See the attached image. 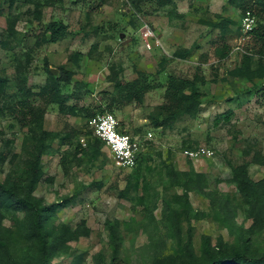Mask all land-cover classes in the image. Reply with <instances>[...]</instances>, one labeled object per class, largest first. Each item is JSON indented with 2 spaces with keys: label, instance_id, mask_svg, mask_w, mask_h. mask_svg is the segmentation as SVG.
<instances>
[{
  "label": "rangeland",
  "instance_id": "1",
  "mask_svg": "<svg viewBox=\"0 0 264 264\" xmlns=\"http://www.w3.org/2000/svg\"><path fill=\"white\" fill-rule=\"evenodd\" d=\"M242 17L243 10L229 0L0 1V75L9 79L0 102V178L12 174L25 154L29 130L8 110L25 97L45 109V129L59 134L42 159L52 181L42 182L36 194L49 203L68 199L58 207L55 224L80 234L52 264H166L175 242L168 233L165 200L183 189L169 184L165 163L178 170L193 166L204 172L211 189L230 194L233 204L241 197L235 183L228 181L232 164L251 162L252 177L264 178V165L252 163L256 151L264 155V82L230 75L245 53L258 60L259 45L243 32ZM11 19L15 20L13 31ZM228 19L232 23L227 42L232 50L229 58L219 60L214 47L221 27L211 23ZM53 21L69 29L57 43L47 40ZM147 27L152 30L150 37L144 35ZM184 50L191 55L176 56ZM47 67L57 74L62 68L72 72L71 82L63 84V92L71 94L69 106L98 114L99 106L107 109L111 102L114 80L149 77L155 87L142 103L117 100L107 112L119 120L121 131L140 142L145 158L142 176L149 190L141 187L139 195L147 199L152 214L145 205L120 197L133 169L116 166L104 143L92 146L94 134L86 114L64 113L58 104L46 103L39 95L47 82ZM196 74L207 79L201 85L204 96L199 111L157 126L151 114L168 104L169 75L193 79ZM65 134L69 137L62 140ZM84 136L90 142L87 146L80 141ZM200 147L213 149L214 157L193 160L186 156V150ZM190 196L194 208L207 214L192 219L197 254L204 235L214 241L223 236L230 243L247 236L251 220L242 209L217 218L210 199L197 191ZM11 226L6 217L0 231ZM187 229L188 223L183 222V232ZM252 240L258 250H264V232Z\"/></svg>",
  "mask_w": 264,
  "mask_h": 264
},
{
  "label": "trees",
  "instance_id": "2",
  "mask_svg": "<svg viewBox=\"0 0 264 264\" xmlns=\"http://www.w3.org/2000/svg\"><path fill=\"white\" fill-rule=\"evenodd\" d=\"M0 1L10 4L14 2V0ZM158 1L164 4L165 1L171 0ZM229 1L243 10V16L247 11H251L256 17V25L248 34L252 36L256 45H259L256 54L258 60L255 59V55L245 53L241 63L230 71V75L235 78H245L248 81L261 79L264 82V0ZM261 18L262 21H260ZM8 23L13 31L15 20L11 19ZM231 23L229 19L211 23L215 28L221 27L217 38L219 41H216L217 44L214 47V54L219 60L227 59L231 54L232 48L227 42ZM47 30L50 32L47 40L53 43L66 38L69 31L66 24L57 21L51 22ZM175 54L177 57L186 58L191 55V52L184 50ZM47 69L49 73L47 82L39 92L46 103L58 104L62 112L72 115L84 112L88 121L98 115L97 112H90L87 108L68 105L71 94L63 92V84L70 83L73 79L70 70L62 68L57 74L51 68L47 67ZM148 78L147 75L141 74L133 80H114V95L107 109L99 106L101 114L112 110L117 100L142 103L146 93L155 87ZM8 83L9 79L0 75V102ZM206 83L205 76L199 74H196L193 79L169 75L166 86L168 104L156 108L158 112L151 114L152 121L160 126L184 115H195L202 105L204 96L201 85ZM262 89L264 91V84ZM8 110L18 123L27 127L29 132L24 140L25 154H23L22 162L14 166L12 174H9L7 178H0V225L6 217H9L12 224L10 228L0 231V264H52L57 254L70 249L68 244L70 240L80 237L79 231L55 224L58 207L67 203L68 199L60 203H49L44 196L36 194L42 182L52 181L43 169L42 159L51 142L59 134L45 129L43 120L45 109L36 107L28 98L24 97L15 101ZM91 134H94L93 130ZM68 137V134H65L61 139ZM90 142L95 148L103 143L95 135ZM90 142L87 141V145ZM143 159L145 158L140 152L137 166L132 168L133 171L127 178L125 188L119 195L128 200H135V205H145L148 212L152 214L147 199L139 195L141 187L143 190H149V183L142 176ZM252 163L264 165V155L256 151L252 157ZM164 165L169 184L183 189L182 193H175L165 200L168 233L175 242L174 254L168 257L166 264H264V250H258L252 240L253 236L264 232V178L256 180L252 177L251 162L231 166V177L228 181L235 183L241 197L236 204L231 203L230 194L211 189L207 175L197 171L193 166L188 170H178L172 164ZM147 169L150 170L151 167L146 166ZM133 191L134 194H132ZM193 191L210 199L215 207L217 218H228V213L242 209L244 215L251 220L247 236H242L236 242L230 243L223 236H219L214 241L211 236L204 235L200 254H197L194 248L192 219L202 218L207 214L194 208L190 196ZM183 222L188 223L186 233L183 232Z\"/></svg>",
  "mask_w": 264,
  "mask_h": 264
},
{
  "label": "built area",
  "instance_id": "3",
  "mask_svg": "<svg viewBox=\"0 0 264 264\" xmlns=\"http://www.w3.org/2000/svg\"><path fill=\"white\" fill-rule=\"evenodd\" d=\"M256 25V17L251 11H247L241 21L243 32L247 35ZM146 30V31H145ZM144 35L151 36L152 30L147 27ZM89 128L93 130L96 137L101 139L108 147L116 166L123 168H134L137 166L141 152L140 142L127 132L119 130V120L113 113L106 112L98 114L88 121ZM83 146H87V137L80 139ZM187 157L196 160L201 158H212L215 151L210 148L200 147L185 151Z\"/></svg>",
  "mask_w": 264,
  "mask_h": 264
},
{
  "label": "water",
  "instance_id": "4",
  "mask_svg": "<svg viewBox=\"0 0 264 264\" xmlns=\"http://www.w3.org/2000/svg\"><path fill=\"white\" fill-rule=\"evenodd\" d=\"M53 72H54V73H57V70L54 69Z\"/></svg>",
  "mask_w": 264,
  "mask_h": 264
},
{
  "label": "crops",
  "instance_id": "5",
  "mask_svg": "<svg viewBox=\"0 0 264 264\" xmlns=\"http://www.w3.org/2000/svg\"><path fill=\"white\" fill-rule=\"evenodd\" d=\"M120 130V129H119ZM122 132H126V131H122Z\"/></svg>",
  "mask_w": 264,
  "mask_h": 264
}]
</instances>
